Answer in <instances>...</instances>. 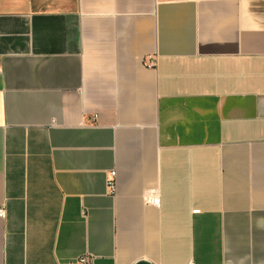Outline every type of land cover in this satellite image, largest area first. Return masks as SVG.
Wrapping results in <instances>:
<instances>
[{
	"label": "crops",
	"instance_id": "crops-1",
	"mask_svg": "<svg viewBox=\"0 0 264 264\" xmlns=\"http://www.w3.org/2000/svg\"><path fill=\"white\" fill-rule=\"evenodd\" d=\"M2 208L0 264H264V0H0Z\"/></svg>",
	"mask_w": 264,
	"mask_h": 264
},
{
	"label": "built area",
	"instance_id": "built-area-1",
	"mask_svg": "<svg viewBox=\"0 0 264 264\" xmlns=\"http://www.w3.org/2000/svg\"><path fill=\"white\" fill-rule=\"evenodd\" d=\"M148 65L150 66H155L156 65V58L151 56L148 58ZM108 189L111 193H114L116 191V172L112 171L110 172L109 178H108ZM146 200L153 204V205H158L159 199L155 194L149 195L146 197ZM197 211V210H196ZM4 209H0V216L4 215ZM76 264H92V259L88 255L81 256ZM193 264V263H190Z\"/></svg>",
	"mask_w": 264,
	"mask_h": 264
},
{
	"label": "water",
	"instance_id": "water-1",
	"mask_svg": "<svg viewBox=\"0 0 264 264\" xmlns=\"http://www.w3.org/2000/svg\"><path fill=\"white\" fill-rule=\"evenodd\" d=\"M137 264H149L147 262H138Z\"/></svg>",
	"mask_w": 264,
	"mask_h": 264
}]
</instances>
